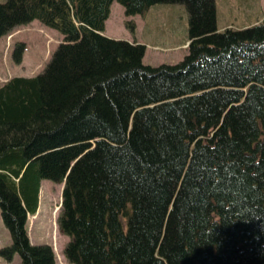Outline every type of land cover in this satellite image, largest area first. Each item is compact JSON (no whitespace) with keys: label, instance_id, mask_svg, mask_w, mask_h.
I'll return each instance as SVG.
<instances>
[{"label":"trees","instance_id":"obj_1","mask_svg":"<svg viewBox=\"0 0 264 264\" xmlns=\"http://www.w3.org/2000/svg\"><path fill=\"white\" fill-rule=\"evenodd\" d=\"M113 1H0V36L34 19L64 36L43 71L0 84V256L55 264L27 230L51 179L73 264H263L264 18L221 30L216 0H117L186 6L187 53L152 65L103 34Z\"/></svg>","mask_w":264,"mask_h":264},{"label":"rangeland","instance_id":"obj_2","mask_svg":"<svg viewBox=\"0 0 264 264\" xmlns=\"http://www.w3.org/2000/svg\"><path fill=\"white\" fill-rule=\"evenodd\" d=\"M4 1V0H0ZM230 1V10H224L226 2ZM246 4L245 0H216L218 8L219 27L227 24L240 28L253 24L264 16V0H252ZM108 23L107 33L110 37L138 41L147 45L144 62L158 65L161 63H175L187 53L184 42L188 39V12L182 3H157L153 6H170L172 10L165 11L176 18L175 27L165 26V36L160 38L161 44L155 45L157 37L148 33V26L152 20L158 18L153 11L146 15L135 14L130 16L136 22V30L132 31L126 25L128 18L124 13V6L116 1ZM158 8V7H157ZM178 25H186L183 32ZM63 34L55 28L44 25L38 19L18 25L11 34L0 36V84L13 76H32L40 73L52 52L63 41ZM24 42L25 48L20 61L14 59L13 53L17 43ZM63 183L51 179H43L40 188L39 206L34 214H29L27 229L31 242L47 243L55 254V264H71L65 254L64 247L69 237L64 234L57 224L59 208L62 201ZM11 243L8 229L5 227L0 210V248ZM21 257L15 254L13 260L8 261L0 257V264H20ZM264 264V263H263Z\"/></svg>","mask_w":264,"mask_h":264},{"label":"crops","instance_id":"obj_3","mask_svg":"<svg viewBox=\"0 0 264 264\" xmlns=\"http://www.w3.org/2000/svg\"><path fill=\"white\" fill-rule=\"evenodd\" d=\"M245 1H246V4L248 3V5H251L253 3L252 0H245ZM114 3L112 4V7H113ZM259 3H260V0H259ZM165 7L166 6H153L145 14H143V15H146V14L149 13V11H153L154 9H156L154 11V16L158 17V18L152 20V22L148 26V33L154 34L157 37V41L154 42L155 45L161 44L159 42V39L160 38H164V36L166 34L165 30H164L165 26L175 27V25H176V18L170 16L169 13L165 14V11H169L170 12L172 10V8L170 6H168L169 8H165ZM230 8H231L230 1L226 2L224 10L228 9L229 11H231ZM109 18L106 21V26H105V30H104L105 34H108L107 33V28H108V20H109ZM218 23H219V20H218V8H217V24ZM225 26L226 25H223V27L222 26L219 27V25H218L219 29H223ZM227 26H229V25L227 24ZM180 27H181V30L183 32H186V28L187 27H186L185 23H183L182 26H181V23L178 25V22H177V28H180ZM186 44H187V40L184 42L185 46H186ZM145 57H146V53L144 55V59H145Z\"/></svg>","mask_w":264,"mask_h":264}]
</instances>
